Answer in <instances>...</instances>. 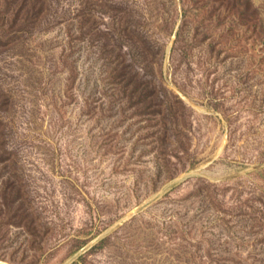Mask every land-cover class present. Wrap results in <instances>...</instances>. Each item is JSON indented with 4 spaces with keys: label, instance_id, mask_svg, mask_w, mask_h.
Wrapping results in <instances>:
<instances>
[{
    "label": "rangeland",
    "instance_id": "1",
    "mask_svg": "<svg viewBox=\"0 0 264 264\" xmlns=\"http://www.w3.org/2000/svg\"><path fill=\"white\" fill-rule=\"evenodd\" d=\"M0 264H264V0H0Z\"/></svg>",
    "mask_w": 264,
    "mask_h": 264
}]
</instances>
